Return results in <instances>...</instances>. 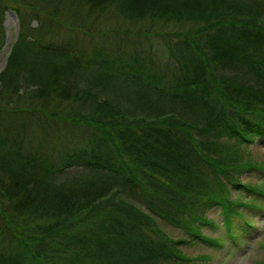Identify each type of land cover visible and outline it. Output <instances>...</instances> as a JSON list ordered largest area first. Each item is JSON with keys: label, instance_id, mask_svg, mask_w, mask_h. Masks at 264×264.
<instances>
[{"label": "trees", "instance_id": "16d2710c", "mask_svg": "<svg viewBox=\"0 0 264 264\" xmlns=\"http://www.w3.org/2000/svg\"><path fill=\"white\" fill-rule=\"evenodd\" d=\"M8 10L0 264H193L212 210L264 207L231 194L264 195V0H0V52Z\"/></svg>", "mask_w": 264, "mask_h": 264}, {"label": "rangeland", "instance_id": "374dc122", "mask_svg": "<svg viewBox=\"0 0 264 264\" xmlns=\"http://www.w3.org/2000/svg\"><path fill=\"white\" fill-rule=\"evenodd\" d=\"M33 25L36 26L37 23L33 22ZM4 28L6 43L2 52H0V73L7 63L20 30V20L14 11H6ZM39 137L40 134L34 131V140ZM45 147L48 148V141L45 143ZM249 151L252 152L254 158L264 161V140L259 139L250 145ZM242 181L244 184H251L258 187L259 190H264V173L248 172L242 176ZM240 192L235 190L231 194L234 199L238 200H243L246 197H257L264 202V195L252 193L253 195L250 196V193L243 192L241 194ZM244 202L242 201V204L238 207L240 212L249 219L252 227L246 226L238 217H235L234 232L230 234L227 231L226 216L222 208H216L208 214L209 220L214 226H205L202 232L206 239L201 240L196 245H183L180 247L186 258L195 260L193 264H264V207L255 205L254 201ZM158 223L163 232L169 237L178 239L183 236L180 230L166 222L158 220ZM199 256H208L209 259L199 260Z\"/></svg>", "mask_w": 264, "mask_h": 264}]
</instances>
